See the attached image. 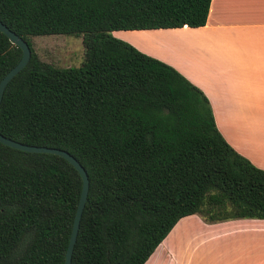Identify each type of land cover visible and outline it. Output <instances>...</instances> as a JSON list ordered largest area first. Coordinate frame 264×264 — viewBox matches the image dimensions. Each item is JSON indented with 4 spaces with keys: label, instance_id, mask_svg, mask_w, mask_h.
I'll list each match as a JSON object with an SVG mask.
<instances>
[{
    "label": "trees",
    "instance_id": "trees-1",
    "mask_svg": "<svg viewBox=\"0 0 264 264\" xmlns=\"http://www.w3.org/2000/svg\"><path fill=\"white\" fill-rule=\"evenodd\" d=\"M211 0H0L31 50L7 84L0 133L63 149L89 191L71 264H144L182 217L264 219V169L216 127L208 98L114 30L199 27ZM82 35L79 66L39 58L31 38ZM22 50L0 31V80ZM82 179L64 157L0 142V264H64Z\"/></svg>",
    "mask_w": 264,
    "mask_h": 264
},
{
    "label": "crops",
    "instance_id": "crops-1",
    "mask_svg": "<svg viewBox=\"0 0 264 264\" xmlns=\"http://www.w3.org/2000/svg\"><path fill=\"white\" fill-rule=\"evenodd\" d=\"M125 32L200 88L224 139L264 169V0H211L204 26ZM144 264H264V219L182 217Z\"/></svg>",
    "mask_w": 264,
    "mask_h": 264
},
{
    "label": "water",
    "instance_id": "water-1",
    "mask_svg": "<svg viewBox=\"0 0 264 264\" xmlns=\"http://www.w3.org/2000/svg\"><path fill=\"white\" fill-rule=\"evenodd\" d=\"M0 31H2L9 38L11 43L17 45L22 50V55L19 61L0 80V103H1L3 92L7 84L19 71H21L26 66V64L28 63L30 59L31 50H30L28 43L24 39H22L19 35H17L15 32L10 30L1 21H0ZM0 142L7 146L20 149L23 151L44 152V153H52V154L59 155L61 157H64L79 172L81 179H82V188H81V193H80L78 205L76 208V212L74 215V220L72 224V229H71V233H70V237H69V241H68V245L66 249V254H65V261H64V264H71L73 248L76 242L82 212H83L86 199H87V195H88V191H89V178H88L86 170L75 157H73L69 152L63 149L21 143L19 141H15L13 139L5 137L1 133H0Z\"/></svg>",
    "mask_w": 264,
    "mask_h": 264
},
{
    "label": "rangeland",
    "instance_id": "rangeland-1",
    "mask_svg": "<svg viewBox=\"0 0 264 264\" xmlns=\"http://www.w3.org/2000/svg\"><path fill=\"white\" fill-rule=\"evenodd\" d=\"M125 31L127 30H114L111 34L122 40L130 39ZM31 40L39 58L53 66H79L84 59L82 35L47 34L34 36ZM146 42L148 43L145 45L150 48L154 45L152 38L146 39Z\"/></svg>",
    "mask_w": 264,
    "mask_h": 264
}]
</instances>
